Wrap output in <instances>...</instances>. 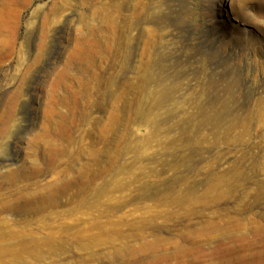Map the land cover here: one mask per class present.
<instances>
[{
    "label": "rangeland",
    "instance_id": "rangeland-1",
    "mask_svg": "<svg viewBox=\"0 0 264 264\" xmlns=\"http://www.w3.org/2000/svg\"><path fill=\"white\" fill-rule=\"evenodd\" d=\"M0 146V264H264V0H0Z\"/></svg>",
    "mask_w": 264,
    "mask_h": 264
},
{
    "label": "bare ground",
    "instance_id": "bare-ground-1",
    "mask_svg": "<svg viewBox=\"0 0 264 264\" xmlns=\"http://www.w3.org/2000/svg\"><path fill=\"white\" fill-rule=\"evenodd\" d=\"M1 125H3L4 126V124H2V122H1ZM6 125V124H5ZM55 127L56 126H54V129H55ZM46 129V128H45ZM47 129H49V128H47ZM53 130V129H52ZM52 130H49V131H52ZM46 130H44V132H45ZM57 132V131H56ZM59 132V131H58ZM59 134V133H58ZM43 135V134H42ZM48 135V134H47ZM53 136H54V134H52ZM55 136H56V134H55ZM59 136V135H58ZM63 136V135H62ZM41 137V136H40ZM43 137H45L44 135H43ZM49 137H50V134H49V136H48V139H49ZM60 137V136H59ZM64 137V136H63ZM55 138V137H54ZM67 138H69V135L67 134ZM42 139V138H41ZM44 139V138H43ZM66 139V138H65ZM54 140V139H53ZM60 140V139H59ZM67 141H68V139H67ZM31 143V142H30ZM43 143H45V141L43 142ZM42 143V144H43ZM47 144L44 146V148L42 149V151L40 152V154L42 155V156H46V157H50L51 156V158H46V157H44V158H42L44 161H51L52 163H49V164H51V165H53L54 163H55V159H52V158H54L53 156L55 155V154H59L60 152L61 153H66V149L65 148H63V146H61V144L59 143V146H57L55 143L54 144H51V143H53V142H46ZM30 145V144H29ZM90 145H91V143H90ZM89 145V147H87V151H88V154L92 157V154H93V151H92V148H91V146ZM8 146V145H7ZM9 147V146H8ZM31 147V146H30ZM37 148V147H36ZM41 149V148H40ZM65 149V150H64ZM37 150V152H38V148L36 149ZM7 151H9L8 150V148L7 147H5L4 149L2 148V146H0V180L2 179L3 181H4V179H6V181H8V182H10V181H12L18 174H22V172H24L25 173V170L28 168L27 166H26V164L24 163V162H22V164L21 165H18V166H9V165H7L6 163H5V157H7L8 155H9V153L7 152ZM35 152V149L33 150V153ZM39 153V152H38ZM35 155V154H34ZM38 156V155H37ZM56 157V156H55ZM90 157V158H91ZM27 158V160H29V158L28 157H26ZM32 157H30V159H31ZM36 158V156L34 157V159ZM41 158V157H40ZM57 158V157H56ZM33 159V158H32ZM31 159V160H32ZM33 159V160H34ZM37 159V158H36ZM50 159H52V160H50ZM92 159V158H91ZM31 160H30V162H31ZM33 160H32V162H33ZM46 162V163H47ZM40 163H41V161H40ZM46 163H44V164H46ZM57 163V162H56ZM32 164V163H31ZM42 164H43V162H42ZM41 164V165H42ZM35 165H36V163H35ZM30 167V166H29ZM41 167V166H40ZM44 167V166H43ZM31 168V167H30ZM31 170H33L32 168H31ZM27 171V170H26ZM30 171V169L28 170V172ZM41 171V170H40ZM32 172V171H31ZM34 172H36V171H34ZM24 173L22 174L23 175V177H24ZM26 174V173H25ZM19 176V175H18ZM18 176L16 177V179L18 178ZM21 176V175H20ZM27 176V175H26ZM22 177V176H21ZM20 177V178H21ZM4 178V179H3ZM27 179V178H26ZM18 180V179H17ZM91 181V180H90ZM6 183V182H5ZM72 184H76V182L75 181H73V182H70V181H67V182H62V183H60L57 187H52V185L53 186H55V184L53 183L52 185H49L48 187H45V189L43 190V193H41V195H39L38 196V201H39V204H42L43 205V207L42 208H39V209H43L44 208V206H50L51 204H53L54 203V199H55V197L58 195V193L59 192H64V191H66L67 190V187H69L70 185H72ZM9 186V185H8ZM13 186H15L14 184L12 185V187ZM8 189V188H7ZM13 189V188H12ZM17 189V188H16ZM6 190V189H5ZM18 190V193L20 192V190L19 189H17ZM17 190H16V192H17ZM64 190V191H63ZM3 191V189L1 190V192ZM4 192H8V191H4ZM5 194V193H4ZM14 194H15V192H14ZM17 194V193H16ZM10 195H12V194H10ZM24 195V194H23ZM21 196L20 195V197L22 198V200H21V205H19V206H15V205H12L11 204V202L9 201L10 199H14L15 197H16V195H14L15 197L13 198L12 196H11V198H8L9 200H7L6 201V199H5V201H1L0 202V214L1 213H5V212H14V211H17V210H21V212H28L29 210H34V209H37V207H34V205L31 203V201L28 199V197L27 198H25L24 196ZM3 196V195H2ZM5 196H7V195H5ZM4 197V196H3ZM2 197V198H3ZM8 197V196H7ZM3 199V200H4ZM15 199H17V198H15ZM2 200V199H1ZM18 201V199L16 200V201H14V203L15 202H17ZM13 203V204H14ZM18 203V202H17ZM16 204V203H15ZM17 205V204H16ZM3 220V219H2ZM76 220V219H75ZM7 221V220H6ZM3 222V221H2ZM7 222H9V221H7ZM4 223H6V222H4ZM3 223V224H4ZM2 225V224H1ZM0 225V226H1ZM7 225V224H6ZM6 225H2V226H5L6 227ZM7 227H8V225H7ZM3 228V227H2ZM10 228V227H9ZM8 229V228H7ZM1 230V229H0ZM5 230H6V228H5ZM15 230V229H14ZM1 231H3V230H1ZM4 232V231H3ZM7 232V231H6ZM14 232V231H13ZM12 232V233H13ZM20 232H22V231H20ZM51 232V231H50ZM19 233V232H18ZM29 233V232H28ZM55 233V232H54ZM7 234V233H6ZM20 234H22V233H20ZM24 234H26V232L24 233ZM24 234H22L23 236H25L26 237V235H24ZM32 234V233H31ZM35 234V233H34ZM51 234V233H50ZM1 235H2V233H1ZM15 235H16V233H14L13 234V238L15 237ZM27 235H29V234H27ZM54 235V234H53ZM9 236V235H8ZM11 236V235H10ZM29 236H31V235H29ZM5 237V236H4ZM3 237V238H4ZM22 238V237H21ZM24 238V237H23ZM12 239V238H11ZM9 240V239H8ZM7 251V250H6ZM5 251V252H6ZM11 251V250H10ZM1 252V251H0ZM2 252H4V250L2 251ZM14 252V251H13ZM12 252V253H13ZM2 254V253H1ZM5 254V253H4ZM10 254H11V252H10ZM1 256V255H0Z\"/></svg>",
    "mask_w": 264,
    "mask_h": 264
}]
</instances>
